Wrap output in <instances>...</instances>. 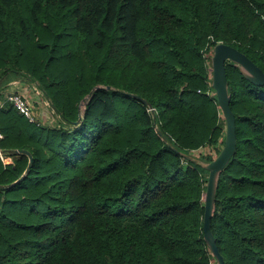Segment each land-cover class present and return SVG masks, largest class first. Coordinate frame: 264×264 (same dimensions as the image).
I'll return each instance as SVG.
<instances>
[{"label": "trees", "instance_id": "obj_1", "mask_svg": "<svg viewBox=\"0 0 264 264\" xmlns=\"http://www.w3.org/2000/svg\"><path fill=\"white\" fill-rule=\"evenodd\" d=\"M219 43L264 73V0H0V91L36 86L61 126L0 109V264L215 261L208 172L182 154L224 145ZM225 71L236 150L211 231L224 264H264V87Z\"/></svg>", "mask_w": 264, "mask_h": 264}, {"label": "water", "instance_id": "obj_2", "mask_svg": "<svg viewBox=\"0 0 264 264\" xmlns=\"http://www.w3.org/2000/svg\"><path fill=\"white\" fill-rule=\"evenodd\" d=\"M226 62L232 63L239 70L243 78H245L249 83L255 86L264 87V73L246 55L239 52L237 49L222 43L215 45L210 57L212 70L211 87L215 92L217 104L225 121L224 145L216 158L209 163H203L189 155L182 154L186 160L193 162L208 172L204 201L203 239L207 247L210 249L216 264H224V261L216 247L211 231V218L215 194L220 175L229 163L230 159L233 157L236 150L235 118L230 109V95L228 93V83L225 71ZM140 101L145 103L143 99H140ZM151 115L155 118L154 110H151ZM10 154L15 156L22 155L28 158V165L23 175L16 181L19 182L25 178L31 168L32 155L25 150L12 151Z\"/></svg>", "mask_w": 264, "mask_h": 264}, {"label": "built area", "instance_id": "obj_3", "mask_svg": "<svg viewBox=\"0 0 264 264\" xmlns=\"http://www.w3.org/2000/svg\"><path fill=\"white\" fill-rule=\"evenodd\" d=\"M21 81H13L8 84L9 91L4 95L0 96V109L12 107L16 112L25 117L29 123L38 125V118L34 112L33 103L27 99L23 94L19 93L18 88L21 86ZM32 85V84H31ZM34 91L37 96H42V93L36 88ZM48 102L46 101V104ZM48 105V104H47ZM50 107V105H48ZM3 139V135L0 132V142ZM0 161L4 166L12 164V157L6 154L0 148Z\"/></svg>", "mask_w": 264, "mask_h": 264}, {"label": "rangeland", "instance_id": "obj_4", "mask_svg": "<svg viewBox=\"0 0 264 264\" xmlns=\"http://www.w3.org/2000/svg\"><path fill=\"white\" fill-rule=\"evenodd\" d=\"M19 81V80H17ZM15 81V82H17ZM35 86L28 84L26 82H22L21 86H19V93L23 94L27 99H29L33 103L34 112L38 118V126L46 127V128H60V123L58 118L55 116L54 111L51 107H49V103L46 104L43 96H37L34 91ZM9 91L8 85L2 88L0 91V96H4ZM213 148L206 147L202 148L196 152H193V156H198L203 153H213ZM212 264H216L214 261Z\"/></svg>", "mask_w": 264, "mask_h": 264}]
</instances>
